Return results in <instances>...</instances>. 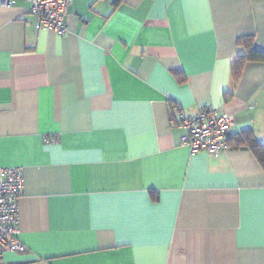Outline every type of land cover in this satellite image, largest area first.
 Wrapping results in <instances>:
<instances>
[{"label":"crops","instance_id":"crops-1","mask_svg":"<svg viewBox=\"0 0 264 264\" xmlns=\"http://www.w3.org/2000/svg\"><path fill=\"white\" fill-rule=\"evenodd\" d=\"M63 34L0 0V167L22 169L5 264H264V170L190 153L180 110L264 143V0H71Z\"/></svg>","mask_w":264,"mask_h":264},{"label":"built area","instance_id":"built-area-1","mask_svg":"<svg viewBox=\"0 0 264 264\" xmlns=\"http://www.w3.org/2000/svg\"><path fill=\"white\" fill-rule=\"evenodd\" d=\"M13 0H2L9 4ZM29 12L35 18L37 29L63 34L68 31L64 16L71 0H27ZM178 126L182 129L180 141L187 144L190 153L204 150L219 154L229 147V129L233 115L215 108H201L196 113L178 112ZM22 169L17 166L0 167V264H5L3 252L21 250L17 239V199L22 192Z\"/></svg>","mask_w":264,"mask_h":264},{"label":"trees","instance_id":"trees-1","mask_svg":"<svg viewBox=\"0 0 264 264\" xmlns=\"http://www.w3.org/2000/svg\"><path fill=\"white\" fill-rule=\"evenodd\" d=\"M249 36H241L238 38V43L246 49L244 54H239L231 63V73L233 80L238 76L242 65L247 60H264V52L255 48ZM228 142L238 146H247L256 156L261 167L264 170V143L259 142L252 132L247 129L236 135H228Z\"/></svg>","mask_w":264,"mask_h":264}]
</instances>
